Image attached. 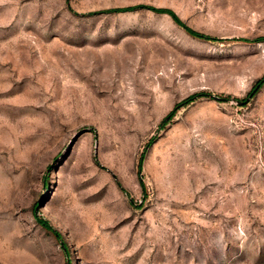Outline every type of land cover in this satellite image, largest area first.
Listing matches in <instances>:
<instances>
[{"label":"rangeland","instance_id":"obj_1","mask_svg":"<svg viewBox=\"0 0 264 264\" xmlns=\"http://www.w3.org/2000/svg\"><path fill=\"white\" fill-rule=\"evenodd\" d=\"M261 38L264 0H0V264H264Z\"/></svg>","mask_w":264,"mask_h":264},{"label":"trees","instance_id":"obj_2","mask_svg":"<svg viewBox=\"0 0 264 264\" xmlns=\"http://www.w3.org/2000/svg\"><path fill=\"white\" fill-rule=\"evenodd\" d=\"M128 10H131V7H129V8H125V9H114L113 11H128ZM150 10H152L153 12H156V13H163V14H167V15H169V16L172 18V20H173L178 26L182 27V28L185 30V32H186L187 34H189L190 36H192V37L199 38V39H205V40H215V39H213L212 37L205 36V35H203V34H201V33H198V32H196V31L192 30L191 28L187 27V26H186L184 23H182V21H180V20L178 19V17H176V15H175L172 11H170V10H167V9H157V8H150ZM261 40H264V38H261ZM263 81H264V75H263V77H262L259 81H257V84L261 85V84L263 83ZM189 100H190V98H188L186 101H189ZM40 224H41L45 229H48V230L50 229L49 226H48L46 223L41 222Z\"/></svg>","mask_w":264,"mask_h":264}]
</instances>
